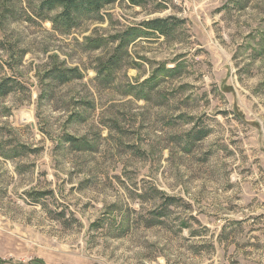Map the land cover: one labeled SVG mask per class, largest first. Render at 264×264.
<instances>
[{"label":"rangeland","instance_id":"1","mask_svg":"<svg viewBox=\"0 0 264 264\" xmlns=\"http://www.w3.org/2000/svg\"><path fill=\"white\" fill-rule=\"evenodd\" d=\"M44 1L0 0V264H264V0Z\"/></svg>","mask_w":264,"mask_h":264},{"label":"trees","instance_id":"2","mask_svg":"<svg viewBox=\"0 0 264 264\" xmlns=\"http://www.w3.org/2000/svg\"><path fill=\"white\" fill-rule=\"evenodd\" d=\"M120 0H45L42 5V9L46 8L48 11H54L58 8L61 9V12L57 13L55 18L53 19L58 25L65 27L67 30H71L72 27L76 25L77 22L81 20L82 17L90 16L92 13H99L105 6L114 4ZM136 2L137 0H132ZM140 3V1H139ZM146 27L149 31H157L162 34L169 33L171 30L170 25H168L167 20L157 19L150 21L146 24ZM144 31L138 28H132L125 36L127 40H123V43L126 41L135 40L139 38ZM119 58H113L109 62V66L114 67ZM109 70V68H106ZM76 70H65L62 71L60 69L54 70L51 73V77L53 80L60 81L61 83H66L70 81L74 76ZM77 76V75H76ZM9 91L8 83L0 84V95H6ZM175 202L174 198L166 199V207L169 205H173Z\"/></svg>","mask_w":264,"mask_h":264}]
</instances>
